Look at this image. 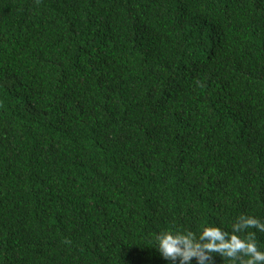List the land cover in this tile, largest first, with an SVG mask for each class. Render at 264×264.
I'll return each mask as SVG.
<instances>
[{"label": "trees", "instance_id": "trees-1", "mask_svg": "<svg viewBox=\"0 0 264 264\" xmlns=\"http://www.w3.org/2000/svg\"><path fill=\"white\" fill-rule=\"evenodd\" d=\"M241 214L264 221V0H0V264H170L157 233Z\"/></svg>", "mask_w": 264, "mask_h": 264}, {"label": "clouds", "instance_id": "clouds-1", "mask_svg": "<svg viewBox=\"0 0 264 264\" xmlns=\"http://www.w3.org/2000/svg\"><path fill=\"white\" fill-rule=\"evenodd\" d=\"M255 228L264 232V221L241 214L231 225V231L218 225H204L199 233L191 230H164L155 237L159 253L170 264H214L212 253L227 257L230 264H264V248L258 246Z\"/></svg>", "mask_w": 264, "mask_h": 264}]
</instances>
